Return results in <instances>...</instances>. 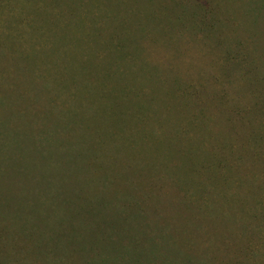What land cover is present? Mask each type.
I'll list each match as a JSON object with an SVG mask.
<instances>
[{"label": "rangeland", "instance_id": "rangeland-1", "mask_svg": "<svg viewBox=\"0 0 264 264\" xmlns=\"http://www.w3.org/2000/svg\"><path fill=\"white\" fill-rule=\"evenodd\" d=\"M0 264H264V0H0Z\"/></svg>", "mask_w": 264, "mask_h": 264}]
</instances>
